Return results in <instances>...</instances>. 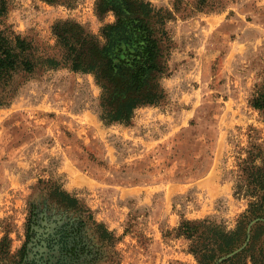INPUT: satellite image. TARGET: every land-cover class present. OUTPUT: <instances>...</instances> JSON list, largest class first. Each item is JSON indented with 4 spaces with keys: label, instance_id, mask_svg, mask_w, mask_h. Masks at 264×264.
Returning a JSON list of instances; mask_svg holds the SVG:
<instances>
[{
    "label": "rangeland",
    "instance_id": "1",
    "mask_svg": "<svg viewBox=\"0 0 264 264\" xmlns=\"http://www.w3.org/2000/svg\"><path fill=\"white\" fill-rule=\"evenodd\" d=\"M4 1L7 27L33 38L41 53L59 52L60 20L95 34L113 20L98 18L96 0L74 10ZM151 1L171 7L174 0ZM224 6L170 24L168 100L162 113L140 111L129 126L101 121L92 75L60 68L14 80L10 104L0 105V264H25L33 209L69 213L61 191L115 233L108 264H199L191 242L177 236L184 220L236 228L249 206L234 195L238 152L252 133L264 142V116L251 104L264 88V0Z\"/></svg>",
    "mask_w": 264,
    "mask_h": 264
},
{
    "label": "trees",
    "instance_id": "2",
    "mask_svg": "<svg viewBox=\"0 0 264 264\" xmlns=\"http://www.w3.org/2000/svg\"><path fill=\"white\" fill-rule=\"evenodd\" d=\"M42 1L70 10L80 5V0ZM225 1L231 0H174L170 7L151 0H96L98 18H113L99 34L76 20H60L53 27L59 52L41 53L33 38L7 27L8 7L0 0V105L10 104L9 87L16 78L68 68L94 77L101 89L99 117L106 126H129L139 109L168 100L164 81L171 76L175 48L170 24L180 15L222 10ZM251 104L264 116V88ZM250 138L248 147L238 152V169L233 172L235 197L249 202L236 228L204 219L184 220L177 229L178 237L191 242L189 252L199 264H264V142L259 133ZM57 194L61 204L78 213L80 222L93 223L103 251L114 247L115 233L94 221L90 209L82 208L89 214L80 212L78 199L64 191Z\"/></svg>",
    "mask_w": 264,
    "mask_h": 264
},
{
    "label": "flooded vegetation",
    "instance_id": "3",
    "mask_svg": "<svg viewBox=\"0 0 264 264\" xmlns=\"http://www.w3.org/2000/svg\"><path fill=\"white\" fill-rule=\"evenodd\" d=\"M64 208L70 214L56 212L50 216L48 209L32 210L23 263L100 264L104 260L110 263L98 235L89 225L80 222L72 207Z\"/></svg>",
    "mask_w": 264,
    "mask_h": 264
},
{
    "label": "crops",
    "instance_id": "4",
    "mask_svg": "<svg viewBox=\"0 0 264 264\" xmlns=\"http://www.w3.org/2000/svg\"><path fill=\"white\" fill-rule=\"evenodd\" d=\"M162 108H163V106H158V107L153 106V107H145V108H141V109H139V110L136 112V115H135V117H134V121H136L135 118H137V115L139 114L140 111H141V113L144 112V114H142V116H143V115H145L147 112H148V114H149V113H151V114H153V113H155V114H157V113H162V112H160V111H162ZM141 113H140V114H141ZM161 140H162V139H161Z\"/></svg>",
    "mask_w": 264,
    "mask_h": 264
},
{
    "label": "water",
    "instance_id": "5",
    "mask_svg": "<svg viewBox=\"0 0 264 264\" xmlns=\"http://www.w3.org/2000/svg\"><path fill=\"white\" fill-rule=\"evenodd\" d=\"M250 229H251V226L249 227V231H250ZM239 251H240V250H237L236 252H234L233 254L229 255L228 257L234 255L235 253H237V252H239ZM228 257H226V258H228Z\"/></svg>",
    "mask_w": 264,
    "mask_h": 264
}]
</instances>
